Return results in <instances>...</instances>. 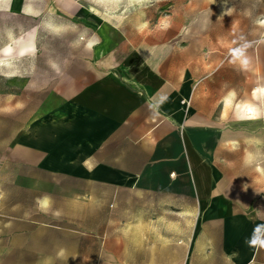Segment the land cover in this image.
I'll use <instances>...</instances> for the list:
<instances>
[{"label":"crops","instance_id":"0c3cea01","mask_svg":"<svg viewBox=\"0 0 264 264\" xmlns=\"http://www.w3.org/2000/svg\"><path fill=\"white\" fill-rule=\"evenodd\" d=\"M97 30L81 61L36 73L57 103L8 146L9 163L79 184L36 197L18 264H264L249 243L257 226L264 239V71L171 75L170 54L138 58L131 33Z\"/></svg>","mask_w":264,"mask_h":264},{"label":"rangeland","instance_id":"374dc122","mask_svg":"<svg viewBox=\"0 0 264 264\" xmlns=\"http://www.w3.org/2000/svg\"><path fill=\"white\" fill-rule=\"evenodd\" d=\"M112 11L100 0H0V59L11 58L0 65V264L19 263V222L41 219L35 214L36 197L45 203L58 183L79 185L7 161L20 127L31 128L57 103L50 85L35 82L36 73L54 60L51 55L74 53L81 61L87 37L100 34L101 22H108L120 34L131 33L138 58L144 53L167 60L170 54L171 75L185 67L200 74L231 66L236 85L257 84L263 75L264 0H141ZM26 36L34 37L35 49L19 52L18 39ZM245 44L243 57L234 58ZM10 243H16L14 252Z\"/></svg>","mask_w":264,"mask_h":264},{"label":"bare ground","instance_id":"6f19581e","mask_svg":"<svg viewBox=\"0 0 264 264\" xmlns=\"http://www.w3.org/2000/svg\"><path fill=\"white\" fill-rule=\"evenodd\" d=\"M7 1V0H6ZM102 1L104 4H106L107 8H112V12L115 13H119L120 11L123 10V8L128 7L129 9L131 7H133L138 1L141 0H100ZM106 1H109V3H112L111 5H108V3H106ZM127 3V5H124V3ZM29 10L33 9L31 8L30 5H28ZM96 9V8H95ZM108 10V9H107ZM52 25V24H51ZM53 26L55 28H60L62 25L61 24H57L54 23ZM13 47H11V44H7L5 50L6 51H10ZM19 52H27V51H32L35 49V41H34V37H19L18 39V47H17ZM11 58H5V59H0V65H3V63H5L6 61L10 60ZM257 87V86H256ZM264 92V85L262 86L261 89ZM257 91V90H256ZM255 91V92H256ZM247 100V99H246ZM251 101V100H250ZM247 104V103H246ZM249 104V111L251 112V114L254 113L253 111V105L252 102H248Z\"/></svg>","mask_w":264,"mask_h":264},{"label":"clouds","instance_id":"9594fccd","mask_svg":"<svg viewBox=\"0 0 264 264\" xmlns=\"http://www.w3.org/2000/svg\"><path fill=\"white\" fill-rule=\"evenodd\" d=\"M249 45L245 44L243 45L242 48L240 49H236L234 51V58H240L243 57L244 54V49L247 48ZM246 63V60L244 61ZM163 97L161 98V102H163ZM47 202V201H45ZM261 232H262V228L261 226H257V228L254 230V234L252 239L249 241L250 245L255 246V245H260L262 247H264V239H261Z\"/></svg>","mask_w":264,"mask_h":264}]
</instances>
